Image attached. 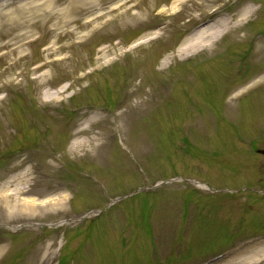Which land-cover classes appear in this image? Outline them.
<instances>
[{"label":"rangeland","instance_id":"obj_1","mask_svg":"<svg viewBox=\"0 0 264 264\" xmlns=\"http://www.w3.org/2000/svg\"><path fill=\"white\" fill-rule=\"evenodd\" d=\"M122 1L0 0V183L30 169L23 196H66L0 198V264L262 261L241 252L264 245V0ZM215 9L227 30L179 56Z\"/></svg>","mask_w":264,"mask_h":264},{"label":"bare ground","instance_id":"obj_2","mask_svg":"<svg viewBox=\"0 0 264 264\" xmlns=\"http://www.w3.org/2000/svg\"><path fill=\"white\" fill-rule=\"evenodd\" d=\"M131 1H133V0H123L114 8L120 9L127 2H131ZM187 1H189V0H173L172 5L183 6ZM136 5L137 4L135 2H133V4H131V6H129L127 9H125L123 12H126L128 9L133 8ZM38 9L39 10L40 9L41 10L42 9H49V5H40ZM71 9H73V8H70V10ZM64 12H58V15L64 14ZM215 12H216V9L213 11H207L204 18L198 19L196 29L193 33V36L190 37L187 41H184L182 44H180L177 47V54L179 56L187 55L192 50H194L196 48L204 47V46L208 45L210 42H212L214 39H216L219 34H221L223 31L227 30L228 19L225 17H222L219 20L210 24V21H214V20H211V17ZM252 12H253V8L251 6H246L243 9V11L239 14L236 22L234 23V26L241 24V22L246 20L251 15ZM138 15L139 14H136V15L133 14V15H131V17L137 18ZM92 22H93V20L89 19V20L85 21L82 25L84 26V28H88L89 25L92 24ZM29 25H31V24H29ZM22 26L26 27L28 25H26V23H22ZM93 28L94 27L92 26V29ZM67 32H74V30L71 29V30H68ZM157 33L158 32L154 31V32H152V34H153L152 36L145 37L146 39L144 38L142 40H139L138 42H143L144 40H147V38L148 39L156 38ZM30 37H27L26 35H24L22 38L23 42L21 44H19L17 47L11 48L10 52L13 53L15 51L20 50V48L26 47L29 43H31L33 41V39H29ZM17 48H18V50H16ZM50 51L53 52V49L50 48ZM7 54H9V53L8 52L0 53V59L5 57ZM45 65H46V63H41L40 65L35 66L33 68V70H37L38 68L43 67ZM42 75H40L39 78H41ZM64 89H65V87H63V86H61L60 88H58L54 91L44 89L42 91L43 100H45V101L59 100L60 99L59 95L62 91H64ZM141 103H143V101H135L136 105H139ZM95 115H96V117L89 119V121H88L89 123L94 122V121L97 122L99 120H104V118H105V117H101L99 115V113H95ZM84 129H85V126L80 127V128L75 130V133H79ZM94 138H97V136ZM82 144H83V141L74 140L71 143V149H73V150L77 149ZM97 145H100V143H98ZM31 173L32 172L30 169H24V170L20 171L19 173H16V174L8 177L5 181L0 183V198L5 200V203L7 205H9V208L11 210L18 208V209H22V211L30 210L31 212H33L32 207L38 203L41 204L43 207L44 206L47 207L48 209L54 208L55 206H58V205L63 206L65 204L66 196L63 193L59 194L56 197L57 199L56 198L52 199L48 196V197H44L40 200L34 195L27 196V197L23 196V195H26V194H29L32 192L31 188L29 187V183L31 180V177H30ZM18 200L21 201V204H18ZM10 201H13V202H10ZM34 207H36V206H34ZM258 246L259 247H257V248H260L259 250L257 249L254 251V250L247 249L245 251H242L243 253L241 252V254H244L243 256H245L246 254H249L248 256H245V258H247L248 261H250V258H252V260L257 261L262 256H264V245L258 244ZM259 252H260V254H259ZM216 262H214L213 264H215ZM257 263L258 264H260V263L264 264V259H262V261L256 262L255 264H257Z\"/></svg>","mask_w":264,"mask_h":264},{"label":"water","instance_id":"obj_3","mask_svg":"<svg viewBox=\"0 0 264 264\" xmlns=\"http://www.w3.org/2000/svg\"><path fill=\"white\" fill-rule=\"evenodd\" d=\"M261 152L264 153V150H262Z\"/></svg>","mask_w":264,"mask_h":264},{"label":"flooded vegetation","instance_id":"obj_4","mask_svg":"<svg viewBox=\"0 0 264 264\" xmlns=\"http://www.w3.org/2000/svg\"><path fill=\"white\" fill-rule=\"evenodd\" d=\"M259 150H261V149H259Z\"/></svg>","mask_w":264,"mask_h":264}]
</instances>
